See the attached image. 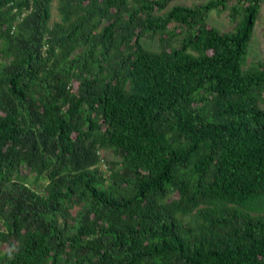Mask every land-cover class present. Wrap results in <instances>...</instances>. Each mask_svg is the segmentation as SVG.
Listing matches in <instances>:
<instances>
[{
  "label": "trees",
  "instance_id": "1",
  "mask_svg": "<svg viewBox=\"0 0 264 264\" xmlns=\"http://www.w3.org/2000/svg\"><path fill=\"white\" fill-rule=\"evenodd\" d=\"M54 1L0 0V264H264V0Z\"/></svg>",
  "mask_w": 264,
  "mask_h": 264
},
{
  "label": "rangeland",
  "instance_id": "2",
  "mask_svg": "<svg viewBox=\"0 0 264 264\" xmlns=\"http://www.w3.org/2000/svg\"><path fill=\"white\" fill-rule=\"evenodd\" d=\"M208 0H176L172 3L173 5H187L191 6L193 4H199L204 3ZM58 5L59 0H55L52 4V19L51 23L60 21V15L58 12ZM235 24L231 22L229 18L228 12H222L218 13L216 11H213L209 17V27H216L220 31L227 32L234 28ZM144 45L146 48L150 50H158L159 49V38L156 37L155 39L145 38L143 40ZM256 62H264V4L261 9V16L259 21L257 22L253 40L250 46L249 50V56H248V65L254 64ZM103 158L108 160H115L116 158L113 156L111 152L103 151L102 152ZM108 167L107 163L102 164V169H106ZM30 181L34 180V177L31 175H28ZM46 185V182L44 180L39 181L35 187L43 189ZM9 246L7 244H3L1 247V250L7 251L9 250Z\"/></svg>",
  "mask_w": 264,
  "mask_h": 264
}]
</instances>
